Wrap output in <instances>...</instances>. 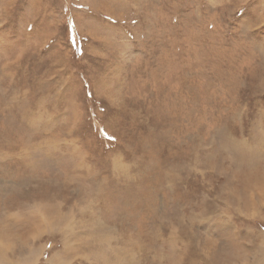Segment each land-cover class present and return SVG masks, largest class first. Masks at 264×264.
Instances as JSON below:
<instances>
[{"label":"rangeland","instance_id":"374dc122","mask_svg":"<svg viewBox=\"0 0 264 264\" xmlns=\"http://www.w3.org/2000/svg\"><path fill=\"white\" fill-rule=\"evenodd\" d=\"M0 264H264V0H0Z\"/></svg>","mask_w":264,"mask_h":264}]
</instances>
